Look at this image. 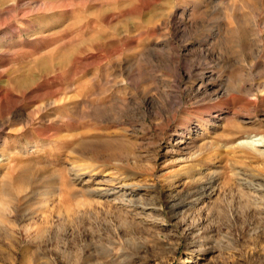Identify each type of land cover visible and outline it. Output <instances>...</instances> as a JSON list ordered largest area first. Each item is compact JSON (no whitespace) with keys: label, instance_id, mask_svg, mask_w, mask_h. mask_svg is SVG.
I'll return each instance as SVG.
<instances>
[{"label":"rangeland","instance_id":"obj_1","mask_svg":"<svg viewBox=\"0 0 264 264\" xmlns=\"http://www.w3.org/2000/svg\"><path fill=\"white\" fill-rule=\"evenodd\" d=\"M264 0H0V264H264Z\"/></svg>","mask_w":264,"mask_h":264},{"label":"bare ground","instance_id":"obj_2","mask_svg":"<svg viewBox=\"0 0 264 264\" xmlns=\"http://www.w3.org/2000/svg\"><path fill=\"white\" fill-rule=\"evenodd\" d=\"M261 143V142H264V134L261 135V137H258V138H250L248 140H245L243 141L244 144H248L250 146H258V143ZM1 216V215H0Z\"/></svg>","mask_w":264,"mask_h":264}]
</instances>
